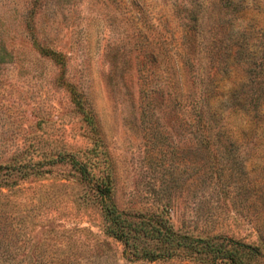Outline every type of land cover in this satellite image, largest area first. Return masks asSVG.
Here are the masks:
<instances>
[{
	"label": "rangeland",
	"instance_id": "374dc122",
	"mask_svg": "<svg viewBox=\"0 0 264 264\" xmlns=\"http://www.w3.org/2000/svg\"><path fill=\"white\" fill-rule=\"evenodd\" d=\"M259 62L264 0H0V253L12 250L10 264L52 252L60 264H201L122 256L91 184L102 178L132 219L155 213L179 232L257 244L250 261L263 264ZM195 85L207 88L201 105ZM240 85L255 88L253 106L229 95ZM198 106L219 146L236 142L221 177L202 172Z\"/></svg>",
	"mask_w": 264,
	"mask_h": 264
},
{
	"label": "trees",
	"instance_id": "16d2710c",
	"mask_svg": "<svg viewBox=\"0 0 264 264\" xmlns=\"http://www.w3.org/2000/svg\"><path fill=\"white\" fill-rule=\"evenodd\" d=\"M41 50L57 58V53L54 49L44 47ZM187 57L188 55L185 56V58ZM263 66L264 64L259 62L256 67L250 70L256 75L261 72ZM195 89L198 92L195 101H198L197 103H200V105L202 103L201 99L207 102L206 99L209 95L206 97L207 88L205 85H195ZM255 93L256 90L254 87L240 85L238 88H233L229 92V95L237 96V103L242 106L245 104H243L245 100L243 96L246 95L247 99L245 102L253 106V95ZM76 100L79 105L78 99ZM209 109L210 107L207 106L205 109L200 106L195 109L196 116L193 118V124L197 130L195 140L198 149L200 151H206L211 156L209 159L207 158L209 162L204 165L202 172L210 174L215 170L218 177H221V172L227 166V156L230 154V149H236L237 146L235 140L228 135L223 136V146H219V143L213 139V136L211 137L210 130L213 125L209 122V119L211 120L209 118ZM80 110L83 109L80 107ZM217 130L219 131V126L214 131V134ZM73 160L80 166L82 173H88L85 163L76 158ZM218 162H221L220 167L217 164ZM85 178L89 180L92 177ZM91 184L95 192V198L102 209L104 231L108 235L116 237L121 241L123 245L122 256L125 258L130 257L132 259L153 261L156 259H172L175 256L183 255L187 259L199 261L201 264H217L220 262L226 264H261L251 263L250 261V259L259 255L257 244L232 239L218 233L192 235L186 232H179L172 227L170 222H164V218L155 213L139 217L138 219H132L129 215H126L115 207L114 201L109 193V185L107 182L102 178L99 180L93 178ZM10 251L12 250L5 248L0 253V264H10L11 261H9L8 256ZM62 261V257L52 252L48 257H44V259L40 255L38 257L36 255L33 261L28 259L22 264H60Z\"/></svg>",
	"mask_w": 264,
	"mask_h": 264
}]
</instances>
